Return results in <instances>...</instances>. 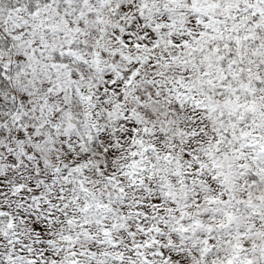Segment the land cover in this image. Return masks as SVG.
Returning a JSON list of instances; mask_svg holds the SVG:
<instances>
[{
    "label": "snow or ice",
    "instance_id": "snow-or-ice-1",
    "mask_svg": "<svg viewBox=\"0 0 264 264\" xmlns=\"http://www.w3.org/2000/svg\"><path fill=\"white\" fill-rule=\"evenodd\" d=\"M0 264H264V0H0Z\"/></svg>",
    "mask_w": 264,
    "mask_h": 264
}]
</instances>
